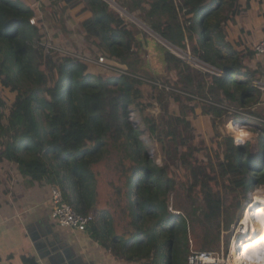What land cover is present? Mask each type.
<instances>
[{"label":"trees","instance_id":"16d2710c","mask_svg":"<svg viewBox=\"0 0 264 264\" xmlns=\"http://www.w3.org/2000/svg\"><path fill=\"white\" fill-rule=\"evenodd\" d=\"M50 1L62 11L83 5L87 39L127 73L104 78L77 57L45 50L42 27L31 23L32 7L25 0H0V162L16 163L33 183L60 188L79 214L94 213L88 230L117 259L163 264L166 250L167 264H189L190 228H201L200 250L215 251L222 225L231 230L249 194L264 188V123L257 151L225 132L233 118L227 107L254 115L263 103L254 83L264 78V67L251 66L255 52L245 32L231 39L228 26L255 4L264 12V0H124L122 7L215 72L160 47L163 71L175 73L166 79L145 57L149 36L129 26L107 1ZM4 90L14 94L11 103ZM172 100L179 114L170 112ZM191 101L211 117L215 133L203 160L196 156L202 142L195 144L185 120L198 115ZM155 106L161 108L158 118L145 114ZM132 109L144 116L151 139L162 144V164L150 157L143 132L129 120ZM110 163L117 179L100 170ZM100 177L111 188L109 208L100 207ZM175 191L191 199L190 209L170 210ZM114 211L121 214L120 224ZM25 264H36L35 257Z\"/></svg>","mask_w":264,"mask_h":264},{"label":"rangeland","instance_id":"374dc122","mask_svg":"<svg viewBox=\"0 0 264 264\" xmlns=\"http://www.w3.org/2000/svg\"><path fill=\"white\" fill-rule=\"evenodd\" d=\"M35 11L36 14V23L35 25H39L42 27V39L41 45L44 46L45 50L51 48L53 50H57L61 57L71 56L77 57L80 61L87 66V70L95 73L100 74L104 78H111L114 76H118L122 72H120L121 68L126 70L125 66H121L116 61H111L102 51L101 49L95 47L93 43L87 39L85 35V31L82 28V20L85 19L83 14L78 10H72L71 8L66 9L65 11L61 10V5H55L51 7L50 0H25ZM109 3L110 7L119 13L127 22V24L135 29L141 30L145 32L150 38V52L145 55L148 61H151L152 67L156 71V73L160 74L162 78L166 79L167 75H175L174 72H167L163 71L164 65L161 59L160 47L170 50L180 58L189 62L193 67L201 70V71H209L214 72L209 66L205 65L204 63L200 62L198 59L193 58L190 55H187L179 48L173 46L166 40H164L161 36L155 33L148 25L145 23L141 18H139L137 13H131L126 8L122 7V2L124 0H105ZM64 5L63 2H61ZM79 12V13H78ZM78 13V14H77ZM33 24V23H32ZM232 28L230 24L228 26ZM240 28V27H239ZM258 31L254 33L253 41H257L260 37H262V31ZM20 43V41H19ZM21 46V43L18 44ZM34 47V46H33ZM100 57H105L106 64L99 65L95 63H88V60H98ZM110 64V65H109ZM110 66V67H109ZM115 69V70H114ZM142 75V73L140 74ZM144 92L147 97L151 95V88L150 86L146 85L144 87ZM3 96L9 101L12 102L14 94L9 92V90H4L2 92ZM198 99V97H197ZM145 103L149 102V99L144 100ZM188 105H196L197 106V117H187L185 120L190 123L192 128L194 129L195 133V144L201 143V148L197 151L196 156L203 160L207 152L211 151L212 144L216 140L215 133L213 129V124L210 116L201 114V104H198L196 101L187 102ZM232 114L233 118L229 120V122L225 126V132L227 134H231L235 137V139L241 138L239 133L241 131H247L249 133L248 137L243 138L244 140L240 143L243 144L249 141L251 145V149L253 151L259 150V134L262 128V124L258 118L264 119V105L262 103L256 107V111L254 115L249 114L246 111H242V109H236L234 107H227ZM161 108L159 107H150L146 110V115H154L156 118L159 117ZM170 112H174L179 114L180 109L179 105L171 101L170 105ZM235 116L244 117L248 120L246 121H239L240 125H236ZM229 119V118H228ZM129 120L131 121L134 127H139V129L143 132L141 135L142 140L145 142L146 145L149 146V155L152 158H155L157 163L162 164L165 160L166 154L162 148V144L158 139L152 140L149 133L146 129V122L144 120V116L138 114L137 112L130 111ZM244 120V119H243ZM112 163H110L109 167L102 166L100 170L104 173H108L111 178L117 179V175L111 170ZM190 190V189H189ZM100 207H107L108 199L110 198L111 188L108 186V180L106 177H100ZM263 197L264 198V188L258 187L253 192H251L248 196V200L244 202L243 209L239 211V217L243 218L244 211L247 207H250L251 201L257 203L256 198ZM190 200L188 199L184 193L175 191L172 192L170 195V203L169 206L176 214L180 212H184L185 209L191 207ZM253 202V203H254ZM258 206V205H257ZM114 218L117 220V223H121V214L120 212L114 211ZM241 221V220H240ZM239 220H236L235 223L232 225V229L227 231L222 225V233H221V240L220 246L213 252H226L228 253L230 250V243L234 237V233H236L237 227L240 223ZM199 228V227H198ZM201 229V228H199ZM199 229L194 231L193 228H190L189 231V240H190V248L191 251H208V250H200L199 244L201 241L199 240ZM229 240V244H227ZM235 256V255H234ZM163 264H167V251L163 252ZM250 264V261L247 263Z\"/></svg>","mask_w":264,"mask_h":264},{"label":"crops","instance_id":"0c3cea01","mask_svg":"<svg viewBox=\"0 0 264 264\" xmlns=\"http://www.w3.org/2000/svg\"><path fill=\"white\" fill-rule=\"evenodd\" d=\"M78 9L83 17H88V13L82 12L83 5L72 10ZM263 16L264 12L255 4L253 10L231 24L232 28L228 27L231 39H238L244 31L248 46L254 48L264 36ZM259 28L262 37L253 41ZM250 64L253 68L258 64L264 67V58L255 55ZM262 102L264 105V94ZM258 120L264 123V119ZM52 187L46 182L33 183L30 178L22 176L14 162H0V264H25L28 257H35L36 264H49L47 258H40L31 237V232L38 234L49 227H53V231L59 233L60 238L88 264H140L117 259L92 237L88 229L77 231L58 224L51 216L49 204Z\"/></svg>","mask_w":264,"mask_h":264},{"label":"built area","instance_id":"2783aa9c","mask_svg":"<svg viewBox=\"0 0 264 264\" xmlns=\"http://www.w3.org/2000/svg\"><path fill=\"white\" fill-rule=\"evenodd\" d=\"M31 23H36V18L31 20ZM254 52L257 57L264 58V36L259 41H257L254 45ZM51 50V48L47 49ZM105 57H100L98 60H88V63H95L99 65L106 64ZM110 65V64H109ZM110 67V66H109ZM115 70V69H114ZM120 72L127 73L124 68L120 69ZM215 73V72H213ZM255 87L262 91L264 94V78L260 81H256L254 83ZM236 125H240V122L232 121ZM237 143L240 144L241 142L236 139ZM254 202V201H251ZM50 209H51V216L52 218L61 226L67 227L77 231H86L88 226L95 220V214L90 213L87 215L79 214L76 212L74 207L70 205L63 195V192L60 188L53 186L51 190V197H50ZM252 205V203H251ZM250 205V206H251ZM170 210H172L170 208ZM249 210V207L246 208ZM241 220V221H240ZM240 223L237 227L236 233H234V237L230 243V250L228 253L226 252H213V251H191L188 257L189 264H236L234 253L235 251L239 250L238 246L235 248L233 245L234 242H237L239 245L244 239V234H240L238 232L240 228V224L242 222V218L240 219ZM249 262L248 258L244 260L242 264H247Z\"/></svg>","mask_w":264,"mask_h":264},{"label":"bare ground","instance_id":"6f19581e","mask_svg":"<svg viewBox=\"0 0 264 264\" xmlns=\"http://www.w3.org/2000/svg\"><path fill=\"white\" fill-rule=\"evenodd\" d=\"M238 140L241 142V138L238 137ZM256 200L257 203L252 202L249 210L244 211V219L242 218L238 230L240 234H244V239L240 245L237 242L233 243L235 248L240 246L234 253L236 264H242L260 242L264 241V224H261V220H264V198L257 197Z\"/></svg>","mask_w":264,"mask_h":264},{"label":"water","instance_id":"95a60500","mask_svg":"<svg viewBox=\"0 0 264 264\" xmlns=\"http://www.w3.org/2000/svg\"><path fill=\"white\" fill-rule=\"evenodd\" d=\"M32 240L40 258H47L49 264H88L80 258L74 248L60 238L59 233L53 231V227L31 232Z\"/></svg>","mask_w":264,"mask_h":264},{"label":"clouds","instance_id":"9594fccd","mask_svg":"<svg viewBox=\"0 0 264 264\" xmlns=\"http://www.w3.org/2000/svg\"><path fill=\"white\" fill-rule=\"evenodd\" d=\"M239 136L241 137L242 142L243 138L249 136V133L247 131H241ZM261 224H264V220H261ZM248 260L250 261V264H264V241L260 242L255 250L251 252L248 256Z\"/></svg>","mask_w":264,"mask_h":264}]
</instances>
